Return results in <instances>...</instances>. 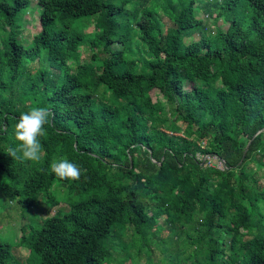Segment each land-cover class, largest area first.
I'll return each instance as SVG.
<instances>
[{"label": "trees", "instance_id": "trees-1", "mask_svg": "<svg viewBox=\"0 0 264 264\" xmlns=\"http://www.w3.org/2000/svg\"><path fill=\"white\" fill-rule=\"evenodd\" d=\"M35 2L39 29L26 41L31 0H0V196L29 219L18 246L36 264H120L122 254L154 264L162 215L186 242L162 264H264V0L201 2L226 24L215 34L196 0ZM193 28L200 36L186 41ZM33 61L43 63L31 72ZM32 106L51 113L41 159H13V125ZM61 158L79 179L52 173ZM40 203L46 214L34 219ZM27 256L0 238V264Z\"/></svg>", "mask_w": 264, "mask_h": 264}, {"label": "rangeland", "instance_id": "rangeland-1", "mask_svg": "<svg viewBox=\"0 0 264 264\" xmlns=\"http://www.w3.org/2000/svg\"><path fill=\"white\" fill-rule=\"evenodd\" d=\"M206 2V0H196V5L198 7V13L199 16L202 19L201 26H205V29L203 31L210 32L212 34H215L217 29L219 27H224L226 24L221 19H216L214 14H208L200 4ZM40 6L35 2V0H31V4L29 7L26 8V10L23 12L22 20H21V27L19 31V37L23 40H30L35 32L39 29V22H38V12H39ZM83 25L85 26V29L90 30L93 28V25L91 22H89L86 17H83L81 19ZM160 23L163 24L165 27L172 25L171 21L164 15H160ZM200 26V27H201ZM8 29V26L6 23L2 22L0 25V34H4V31ZM201 31L198 28L188 29L185 32V40L189 41L191 39H196L200 36ZM81 51V59L82 60H89L91 50L87 46H80L79 47ZM101 52H99L100 54ZM40 63H43V61L40 62H31L30 63V70L31 72L34 71V68L40 65ZM189 83L186 82L185 86H188ZM153 97H159L163 98L161 93H157L156 90H153ZM204 142V140L202 141ZM203 145V143H202ZM257 169L255 163L250 164V171L254 172ZM264 170V169H263ZM263 181V179H261ZM54 191H57L54 189ZM54 193V192H53ZM57 198H59V192H57ZM60 197H63V195ZM59 205V204H58ZM42 207H45L44 203H40L37 207L35 214L29 213V217H31L34 214V219H37L38 217H42L46 214V210ZM52 212H58L59 208L57 205H54L51 208ZM29 219L22 216L21 209L12 201H10L8 198H4L0 196V238L9 241L12 244V250L14 251V254L16 257L21 259H24L25 256H27L28 249L26 246H18L20 245V240H18L17 235L20 234L19 226L23 221H28ZM157 225V239H162L157 243V245L153 248L154 254L156 257L154 258V264H162L160 257H165L168 261H174L177 255L178 250L181 248V246H185V238L180 237L176 234L170 233L171 231L168 228L167 221L164 216L158 217V223ZM128 238L126 237L125 240ZM117 240V238H116ZM183 241V242H182ZM161 248L163 250H161ZM123 255V254H122ZM121 256H119V260H121L120 264H153L152 262H145L144 255L141 257L135 256L128 258L126 260H122ZM38 259V255L35 252H32L31 255L27 256V259L25 260V264H36V261ZM188 261L182 257L181 260L178 262L176 261L175 264H186ZM116 261H113L111 264H115Z\"/></svg>", "mask_w": 264, "mask_h": 264}, {"label": "clouds", "instance_id": "clouds-1", "mask_svg": "<svg viewBox=\"0 0 264 264\" xmlns=\"http://www.w3.org/2000/svg\"><path fill=\"white\" fill-rule=\"evenodd\" d=\"M50 114V110L41 106H32L21 112L13 125V134L19 144L16 148L8 147L6 153L21 161H39L42 145L38 138L46 134L44 126L49 122ZM50 169L61 179L77 180L81 175L79 167L66 158L54 160Z\"/></svg>", "mask_w": 264, "mask_h": 264}, {"label": "built area", "instance_id": "built-area-1", "mask_svg": "<svg viewBox=\"0 0 264 264\" xmlns=\"http://www.w3.org/2000/svg\"><path fill=\"white\" fill-rule=\"evenodd\" d=\"M197 157L202 160L203 164L215 165L221 169L225 168L223 160L219 157H216V155L197 152Z\"/></svg>", "mask_w": 264, "mask_h": 264}, {"label": "water", "instance_id": "water-1", "mask_svg": "<svg viewBox=\"0 0 264 264\" xmlns=\"http://www.w3.org/2000/svg\"><path fill=\"white\" fill-rule=\"evenodd\" d=\"M259 130H260V129H259ZM259 130H257V132H258ZM257 132H256V133H257ZM249 142H250V141H248V142L246 143L245 150L247 149V147H248V145H249Z\"/></svg>", "mask_w": 264, "mask_h": 264}]
</instances>
